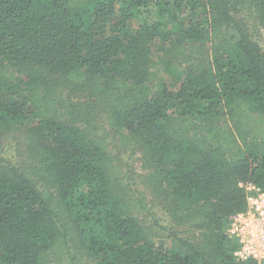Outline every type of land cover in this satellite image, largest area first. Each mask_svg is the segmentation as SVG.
Wrapping results in <instances>:
<instances>
[{
	"label": "trees",
	"instance_id": "16d2710c",
	"mask_svg": "<svg viewBox=\"0 0 264 264\" xmlns=\"http://www.w3.org/2000/svg\"><path fill=\"white\" fill-rule=\"evenodd\" d=\"M258 31L264 0H0V264H258L227 231L264 190Z\"/></svg>",
	"mask_w": 264,
	"mask_h": 264
},
{
	"label": "built area",
	"instance_id": "2783aa9c",
	"mask_svg": "<svg viewBox=\"0 0 264 264\" xmlns=\"http://www.w3.org/2000/svg\"><path fill=\"white\" fill-rule=\"evenodd\" d=\"M246 208L233 215L228 233L238 242L236 257L264 264V190L254 184H243Z\"/></svg>",
	"mask_w": 264,
	"mask_h": 264
},
{
	"label": "rangeland",
	"instance_id": "374dc122",
	"mask_svg": "<svg viewBox=\"0 0 264 264\" xmlns=\"http://www.w3.org/2000/svg\"><path fill=\"white\" fill-rule=\"evenodd\" d=\"M138 24L134 21V25ZM257 39L260 45L264 48V32H257ZM99 130L103 133L107 132L105 127L100 126ZM114 152L117 157L123 162V165L129 170L131 177L134 180L132 182L131 188L136 191H141L144 193L147 200H149L150 193L147 189L145 183L143 182L144 170L141 168V158L142 151L136 149L135 147H126L123 145H114ZM28 152L27 145L24 141V135L19 129H12L5 133L0 134V158L9 160L13 164H20L26 160V154ZM154 213L156 217L160 219L161 224L167 223L166 215L163 214L158 208H155ZM149 218L147 224L152 223V214L146 216Z\"/></svg>",
	"mask_w": 264,
	"mask_h": 264
}]
</instances>
